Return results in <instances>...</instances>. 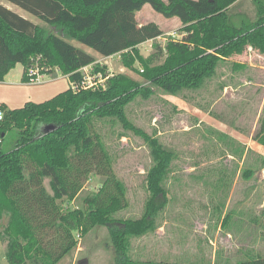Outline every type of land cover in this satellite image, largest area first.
Wrapping results in <instances>:
<instances>
[{
	"label": "trees",
	"instance_id": "obj_1",
	"mask_svg": "<svg viewBox=\"0 0 264 264\" xmlns=\"http://www.w3.org/2000/svg\"><path fill=\"white\" fill-rule=\"evenodd\" d=\"M32 14L47 28L34 25L0 5V82L17 65L23 80L34 57L39 65L80 82L76 71L93 63L76 42L104 58L118 55L121 65L136 75L109 76L96 64L93 73L107 77L104 87L67 90L41 102L6 109L0 120V240L8 264H58L77 246L74 236L97 227L107 229L113 264H171L141 262L128 256V238H139L155 228L168 203L163 182L174 154L156 138L135 126L125 108L136 98L156 93L176 96L201 89L215 76L218 64L246 49L264 56V0H241L235 5L220 0H7ZM148 4L165 18L176 17L183 36L153 43L154 53L144 58L138 46L162 35L150 23L135 24V14ZM233 5V6H232ZM137 65V66H136ZM245 66L234 63L233 70ZM115 119L123 130L139 137L149 151L151 168L145 176L148 199L135 220L114 215L128 207L125 191L116 178L93 119ZM48 127H53L49 132ZM13 144L2 149L6 137ZM253 140L264 147V118ZM91 176H101L96 192L82 206L64 208ZM250 176V174H246ZM48 180V187L44 180ZM52 232L53 237L47 238ZM237 264H264V258Z\"/></svg>",
	"mask_w": 264,
	"mask_h": 264
},
{
	"label": "rangeland",
	"instance_id": "obj_2",
	"mask_svg": "<svg viewBox=\"0 0 264 264\" xmlns=\"http://www.w3.org/2000/svg\"><path fill=\"white\" fill-rule=\"evenodd\" d=\"M220 1L234 4L238 0ZM153 12L155 16H146L151 22L165 19ZM135 24L139 27L138 21L135 20ZM174 24L177 23L167 22L165 29H173ZM177 37L176 30L170 34L162 32L155 41L141 44L139 53L147 58L154 53L153 43L163 46L168 39ZM69 43L91 56L93 63L105 66L109 76L125 74L136 78L121 65L118 55L104 58L76 42ZM36 58H32V64ZM234 63L245 67L234 71ZM217 68L214 80L208 79L199 90H186L176 96L156 93L148 100L136 98L125 108L130 122L174 154L163 182L168 195L167 206L158 215L153 231L139 238H128V254L132 260L237 264L264 258V148L253 140L264 118V56L247 49L222 61ZM21 71L22 65H16L10 72V80L18 78ZM50 79V76L45 77L43 84H32L27 89L32 96L51 89L49 95L34 103L44 102L69 88L68 79L61 73L57 74L54 82L45 84ZM226 85L228 87L223 89ZM5 93L10 94L9 110L25 104L12 103L19 91L14 92L11 87L0 88V94ZM219 121L228 129L213 126ZM92 129L104 146L128 202V207L115 214L114 218H140L149 197L145 176L152 161L147 147L139 137L123 130L115 119H93ZM225 130L231 133L222 132ZM242 140L255 143L246 149L247 145H242ZM11 144L13 138L8 136L1 148H9ZM103 181L101 176H91L75 200H63L60 204L68 209L80 208L82 199L96 192ZM44 185L48 187L47 179ZM74 236L82 248L76 264L83 261L113 264L106 228L97 227L85 236L78 233ZM52 237L53 233H48L47 238ZM95 249L100 253L103 251L101 261L104 263L92 256ZM66 262L67 259L61 264Z\"/></svg>",
	"mask_w": 264,
	"mask_h": 264
},
{
	"label": "crops",
	"instance_id": "obj_3",
	"mask_svg": "<svg viewBox=\"0 0 264 264\" xmlns=\"http://www.w3.org/2000/svg\"><path fill=\"white\" fill-rule=\"evenodd\" d=\"M164 1H166V0H164ZM239 1H241V0H238L233 5H235ZM0 5L3 6L4 8H6L7 10L11 11L15 15H17L18 17H20V18H22V19H24L26 21H29L30 23H32L34 25H39L41 27L47 28V26L44 23L40 22L32 14L26 12L25 10L21 9L19 6L15 5V4L7 1V0H0ZM147 15H151V17L155 16L154 15V12H153V9L151 7H149L148 4H145L141 8V10L138 11V12H136V14H135V20L138 21L139 27H141L142 25H145L147 23H154V24H156L159 27V29L161 30V32H165V34H170L174 30H176L177 33H178V35H179V37H177V39H174V40H178V39H180L183 36V34L179 31L182 28V24H181V22L179 21L178 18H176V17H174L173 19H167V18H165V19H162V21H160V22L159 21L158 22H154V21L151 22L149 19L146 18ZM167 22L177 23L178 25L177 24L176 25L174 24V28L171 29V30L169 28L165 29L164 24H167ZM146 42H148V41H146ZM146 42L142 43V45H144ZM248 50H250V49H248ZM235 56H238V55H235ZM117 57L119 58V56H117ZM10 72L4 77L3 81L0 82V88L1 89L2 88H8L9 89V87H11V88L14 89V92H17V91L20 92V94L18 93V96H15L14 95V98L12 99V103H14V102L15 103H21V105H22L23 103H27L28 101H33V103L34 102H38L40 99H42V97H46L45 95H49L51 93V89H47L45 91H41V92H39L37 94H34V96H32V94H29L28 93L27 89L30 86H33V85L32 84H29V83H27V82H25L23 80V73H24L23 66H22V71H21L19 77L18 78H15L14 81L10 80V77H9ZM48 76H50L51 79H50V81H45L46 82L45 84H49V83L54 82V79L57 76V74L54 73V74H48V75L43 76L42 82L40 84H37V85L43 84L44 83V78L45 77H48ZM215 76H216V74H215ZM215 76H213L212 78H210V80H214L213 78ZM64 77H66V76H64ZM226 87H228V86L227 85L224 86L223 89L226 88ZM221 94H223V90L221 91ZM9 95H10L9 93L0 94V105H4L6 107V109H9V107H11L10 106V100L11 99H9L10 98ZM33 97H35L36 99H33ZM13 107H15V106H13ZM213 126L214 127L215 126H217V127H219V126L226 127V129H228V126L226 124H223V122H220V121L219 122H214ZM222 132H225L226 134L231 133V131L228 132L227 130L222 131ZM232 135H233V133H232ZM241 143H242V145H247V148L246 149H248L249 146H250V144L251 143L253 144L255 142H253L252 140L251 141L250 140L249 141L242 140ZM259 146H261V145H259ZM261 147L264 148L263 146H261ZM0 244H1V247H0V264H8L7 261H6V259H5V243L0 240ZM99 251L100 250L95 249L94 252H92V254H93L92 256L95 259H98V261H101V260H103V255H102V252L103 251L101 253ZM81 254H82V248H81V243L79 241L77 243L76 248L69 255H67L66 257H64L58 264H61L65 259H67L66 264H69V263L70 264H76L77 263V260H78V256L81 255ZM128 256L130 257L129 254H128ZM99 258H101V259L99 260ZM101 263H104V262L101 261ZM81 264H88V261H86V262L83 261Z\"/></svg>",
	"mask_w": 264,
	"mask_h": 264
},
{
	"label": "built area",
	"instance_id": "obj_4",
	"mask_svg": "<svg viewBox=\"0 0 264 264\" xmlns=\"http://www.w3.org/2000/svg\"><path fill=\"white\" fill-rule=\"evenodd\" d=\"M113 57V56H112ZM32 61V60H31ZM36 62L33 64L31 63L30 67L25 72V75L28 79L29 84L37 85L40 84L43 80V76L48 75L45 74L47 71H49V68H46L44 66H40L39 58L37 57ZM36 64V65H35ZM99 63H92L87 66L79 68L76 72L80 74V82L78 83H71L69 82V87L72 89V91L76 92L79 90H89V89H97L99 87H104V82L107 79V77H103L101 73H93L94 72V66ZM101 66V65H100ZM54 73L58 74L60 73L58 69H54ZM109 75V74H108ZM68 78V76H66ZM3 112L0 110V120H2Z\"/></svg>",
	"mask_w": 264,
	"mask_h": 264
},
{
	"label": "water",
	"instance_id": "obj_5",
	"mask_svg": "<svg viewBox=\"0 0 264 264\" xmlns=\"http://www.w3.org/2000/svg\"><path fill=\"white\" fill-rule=\"evenodd\" d=\"M210 2H212L213 0H209ZM53 129V127H48L47 129H46V131L47 132H49V131H51Z\"/></svg>",
	"mask_w": 264,
	"mask_h": 264
}]
</instances>
